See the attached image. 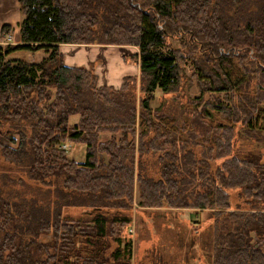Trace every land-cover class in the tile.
Wrapping results in <instances>:
<instances>
[{
    "label": "trees",
    "instance_id": "16d2710c",
    "mask_svg": "<svg viewBox=\"0 0 264 264\" xmlns=\"http://www.w3.org/2000/svg\"><path fill=\"white\" fill-rule=\"evenodd\" d=\"M18 2V40L0 45V152L34 183L55 182L57 192L29 201L0 185V264H130L124 230L136 184L140 207L209 211L212 264H264V157L236 150L240 131H264V0ZM12 33L9 25L0 31ZM174 33L189 39L182 49L171 47ZM62 45L135 47L129 59L139 75L117 90L97 87L92 70L65 65ZM24 50L47 56L8 59ZM188 65L204 93L195 100L197 113L204 104L198 117H212L211 108L230 122L204 156L181 138L176 118L151 107L157 92L180 89ZM105 132L112 137L102 142ZM75 144L85 145L83 164L68 159ZM149 153L161 154L159 174L144 165ZM234 191L246 207H232ZM73 207L82 213L70 215Z\"/></svg>",
    "mask_w": 264,
    "mask_h": 264
},
{
    "label": "rangeland",
    "instance_id": "374dc122",
    "mask_svg": "<svg viewBox=\"0 0 264 264\" xmlns=\"http://www.w3.org/2000/svg\"><path fill=\"white\" fill-rule=\"evenodd\" d=\"M23 16L20 12L18 0H0V31L4 25L13 28L14 34H8L4 37L0 35V45L6 46L13 44L18 40L20 23ZM168 39L172 48L182 49L188 39L186 36H175ZM189 41V39H188ZM62 45L63 60L71 62V58H78L75 62H83V65L76 63L79 67H85L92 70L94 76L98 77L97 87L111 86L119 89L123 80L127 76L139 75L137 62L130 61L129 57L138 50L135 47L117 48L113 46H84V45ZM47 56L43 50L17 51L11 54L9 60H23L31 63H39ZM87 57V58H86ZM127 58L129 62H126ZM81 59V61H79ZM83 60V61H82ZM193 67L188 65L180 89L176 93L164 95L157 92V99L151 103L155 109L154 114L170 116L176 118L178 131L180 129L181 138L188 142L197 156H202L206 148L215 142L221 134L220 126L230 125L227 117L220 115L218 112L207 108L212 117L206 116L202 120L198 113L202 112V105L196 112L195 100L202 98L203 94L198 87L196 80L193 78ZM137 104L141 105L139 83L136 90ZM215 98L211 94H206L204 99L207 101ZM204 100V102H206ZM227 103L228 101H224ZM264 107V104L262 105ZM260 118V121H262ZM76 119H71V124H75ZM241 126L237 127L240 130ZM183 132H182V131ZM257 134L239 133L236 139V150L239 153L254 151L264 157V131L259 129ZM241 134L243 136H241ZM192 135L193 140H192ZM111 137L110 133H103L101 140L106 141ZM5 143L14 148L16 145L3 139ZM214 141V142H213ZM205 148V149H204ZM204 149V150H203ZM210 152H208L209 154ZM218 153V151H217ZM85 152L83 148L70 147L68 159L78 164L85 162ZM215 155V149L213 152ZM147 156L148 163H145V157L142 159L150 174H159L158 159L161 154L149 153ZM204 156V155H203ZM210 156V155H207ZM220 162L212 164L211 172L215 173L217 165ZM264 163V158H263ZM24 170L13 166L5 161L4 155L0 152V185L7 183L6 191L15 189L19 194L30 200L45 202L47 191L57 192L55 182L51 186H43L29 180ZM138 185L135 186L134 204L130 211L132 223L125 230L124 234L131 241V259L130 264H212L213 246H215L212 237L215 230V219L210 218L209 211L201 212L198 216H192L190 209H160V208H143L138 205L139 192ZM231 205L234 208H244L247 206L243 194L239 191L230 192ZM54 198V195H51ZM70 215L79 216L82 213L81 208H69ZM260 241L256 240V245Z\"/></svg>",
    "mask_w": 264,
    "mask_h": 264
},
{
    "label": "crops",
    "instance_id": "0c3cea01",
    "mask_svg": "<svg viewBox=\"0 0 264 264\" xmlns=\"http://www.w3.org/2000/svg\"><path fill=\"white\" fill-rule=\"evenodd\" d=\"M76 46H77V45H76ZM69 47H75V46H71V45H69ZM87 47H88V46H87ZM61 49H62V48H61ZM62 53H63V51H62ZM86 58H87V57H86ZM77 59H78V58H76V59L71 58V59H70L71 62H65V65H67V66H69V67H79V66L76 65V63H80L79 65H83V66H84V63H83V62H75ZM79 61H81V59H80ZM82 61H83V60H82ZM75 119H76L75 124H77V123H78V118L75 117ZM105 133H110V132H105ZM110 134H111V133H110ZM102 135H103V133L100 135V139H101ZM111 137H112V134H111ZM111 137H110L108 140H106V141H109V140L111 139ZM101 141H102V140H101ZM106 141H102V142H106ZM74 146H75L76 150H77V148H83V150H84V152H85V155H86V148H85V145H82V144H75ZM85 155H84V156H85Z\"/></svg>",
    "mask_w": 264,
    "mask_h": 264
},
{
    "label": "built area",
    "instance_id": "2783aa9c",
    "mask_svg": "<svg viewBox=\"0 0 264 264\" xmlns=\"http://www.w3.org/2000/svg\"><path fill=\"white\" fill-rule=\"evenodd\" d=\"M63 148H64V149H68V146H67V145H64Z\"/></svg>",
    "mask_w": 264,
    "mask_h": 264
},
{
    "label": "bare ground",
    "instance_id": "6f19581e",
    "mask_svg": "<svg viewBox=\"0 0 264 264\" xmlns=\"http://www.w3.org/2000/svg\"><path fill=\"white\" fill-rule=\"evenodd\" d=\"M9 88V87H8ZM13 92V91H12ZM236 171V170H235ZM237 174V173H236Z\"/></svg>",
    "mask_w": 264,
    "mask_h": 264
}]
</instances>
